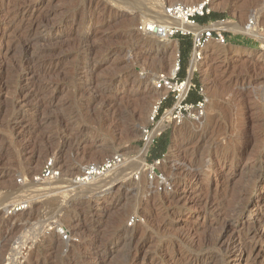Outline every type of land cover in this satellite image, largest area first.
I'll list each match as a JSON object with an SVG mask.
<instances>
[{
    "label": "rangeland",
    "instance_id": "1",
    "mask_svg": "<svg viewBox=\"0 0 264 264\" xmlns=\"http://www.w3.org/2000/svg\"><path fill=\"white\" fill-rule=\"evenodd\" d=\"M24 3L33 10L25 16L16 12ZM173 3L189 2L0 0V264H98L99 245L101 264H264V217L256 218L264 212V43L255 37L207 45L192 73L193 97L201 89L208 98L205 115L160 124L156 140L167 146L157 165L145 148L143 171L132 167L103 193L74 182L87 164L113 155L131 163L144 148L160 97L153 83L172 74L180 43L135 27ZM207 7L242 26L254 17L264 37V0ZM35 21L44 28L33 36L50 39L22 51V31ZM47 160L59 177L35 181ZM152 165L161 190L148 180Z\"/></svg>",
    "mask_w": 264,
    "mask_h": 264
},
{
    "label": "built area",
    "instance_id": "2",
    "mask_svg": "<svg viewBox=\"0 0 264 264\" xmlns=\"http://www.w3.org/2000/svg\"><path fill=\"white\" fill-rule=\"evenodd\" d=\"M208 0H204L201 4L186 5L183 3L168 4L164 7V14L173 21H178L183 24L195 27L197 30H185L182 27L174 24L161 25L154 21H143L135 27V32L142 36H154L163 41H169L174 38L182 37L190 40L189 52V70L187 76L180 77L181 73V57L177 50L175 54L173 73L170 75L160 73L153 83V90L160 92L159 100L153 106L151 116L149 118L150 125L142 129L141 141L146 148V152L154 145L157 136L161 131L156 129L160 126L171 124H181L185 119L192 121H200L206 112L208 98L202 94L200 89L198 93L199 99L194 103H189L188 98L194 88L192 73H195L197 66L202 63L204 50L207 45L214 42L219 45H226L235 36L249 37L251 35L243 32H235L225 28L224 26L230 23H235L232 20L221 18L215 21H210L206 25H200L199 18L210 14L207 7ZM236 24V23H235ZM256 24L254 17H251L243 25L245 31H250ZM253 37V36H251ZM194 65L193 71L190 73V67ZM171 100V107L162 111V105ZM162 115L161 120L158 121ZM162 130V129H161ZM143 148V149H144ZM124 159L120 155H113L105 159L101 163H91L83 166L80 174L75 177L74 182L78 185H87L93 182L96 178L103 176L108 171L113 170L123 163ZM157 159L155 164L159 163ZM153 162V163H154ZM146 165V164H145ZM144 165V166H145ZM59 170L55 167L51 160H47L35 181L38 180H53L59 177ZM148 180L156 181V187L164 184L161 176H158L157 171L152 165L148 171ZM63 239H66L64 232H59Z\"/></svg>",
    "mask_w": 264,
    "mask_h": 264
},
{
    "label": "bare ground",
    "instance_id": "3",
    "mask_svg": "<svg viewBox=\"0 0 264 264\" xmlns=\"http://www.w3.org/2000/svg\"><path fill=\"white\" fill-rule=\"evenodd\" d=\"M189 3H188V5H195V4H199L198 2V0H187ZM28 6H26L25 5V3H24V5H20L19 7H18V9L16 10V12H17V14H18V12L20 13V14H22V15H26V14H28L29 12H32L33 10H31L30 8H27ZM154 16H157V18H158V20L156 21L158 24H161V25H167V24H174V25H176V26H179V27H182L183 29H185V30H197L195 27H190L189 25H186V24H183V23H181V22H178V21H173V20H170L165 14H164V11H163V9H162V11L160 10V8H155L154 10ZM16 14V13H15ZM153 14V13H152ZM29 15V14H28ZM118 17V16H117ZM125 18V17H124ZM116 22V24H120V27L121 26H125L126 24V20L125 19H123V16H121V18L119 19V17L117 18V21H115ZM128 22V21H127ZM43 25V24H42ZM127 26V25H126ZM225 28H227V29H229V30H232V31H235V32H243V33H247V34H249V35H251V36H253V37H255V38H257V39H259V40H261L263 43H264V37H263V35L262 34H260L259 32H257V28L256 27H253V29L252 30H250V31H245V29H244V27L242 26V25H238V24H235V23H228L227 25H225L224 26ZM44 27H42L41 26V23L40 22H38V21H35V22H32L31 23V25L27 28V29H25L24 31H22V36H23V38H24V41H17L18 43H20L21 45H23L22 46V51H26V49H28V46H29V44H30V42H33V41H37V42H47V41H49V39H50V37L49 36H44V37H38V38H36V37H34L33 35H34V33H36V31L38 30V29H43ZM123 28H126V27H123ZM49 34V33H48ZM50 34H51V32H50ZM52 35V34H51ZM70 36V35H69ZM152 38H155L154 36H151ZM150 37V38H151ZM67 38H69L68 36H67ZM53 49V48H52ZM55 49V48H54ZM53 49V50H54ZM51 52V51H50ZM49 52V53H50ZM53 55V54H52ZM157 60V59H156ZM201 65H202V63H201ZM194 65H191V68H190V73L193 71V69H194ZM90 72H92L93 73V71H90ZM171 73H173V69L171 70ZM93 75V74H92ZM155 93H157V95L158 96H160V95H162L160 92H155ZM122 96V95H121ZM123 99V100H125L126 98L128 99L129 98V96H127V95H123L122 97H120V99ZM139 98V97H138ZM118 99V101H117V103L118 104H120L121 102L119 101L120 99L119 98H117ZM113 100V99H112ZM159 100V99H158ZM111 101V100H110ZM116 101V100H115ZM112 103V102H111ZM111 103H109V104H111ZM108 105V104H107ZM116 105V104H115ZM119 107V106H118ZM108 113V112H107ZM144 154H145V148L144 149H142V150H140L139 151V153H138V156L137 157H135V159H133L132 161H131V163L129 162H126L125 160V163H122L121 165H119L118 167H116V168H114L113 170H110V171H108V173H107V175H105V176H103V177H99V178H97V179H95L93 182H91L90 184H88V190H98V192H101V193H103V192H105L106 190H108V187L110 186V184L114 181V180H116L119 176H121V175H127L128 173H129V170L131 171V169H132V167L134 168V166H136V167H138V169L140 168L141 170L142 169H144V165H145V161H144V158H143V156H144ZM187 159V158H186ZM38 161V160H37ZM191 163V162H190ZM182 164V163H181ZM192 165V164H191ZM188 167H190V166H188ZM181 168V167H180ZM83 169V168H82ZM195 169V168H194ZM143 171V170H142ZM145 171V170H144ZM189 172V171H188ZM185 173V172H184ZM187 173V172H186ZM189 176H192L193 178H195V173L194 172H192V173H190V174H188ZM142 176V175H141ZM116 177V178H115ZM143 177V176H142ZM141 181H142V179H141ZM140 182V181H139ZM143 182V181H142ZM141 182V183H142ZM48 183V182H47ZM50 183V182H49ZM66 183V182H65ZM141 183H139V184H141ZM51 184V186H47V189H54V188H56V185L57 184H55V183H53V185H52V183H50ZM62 184H64V182H62ZM61 184V185H62ZM136 184V183H135ZM138 184V183H137ZM138 184V185H139ZM31 185H33V184H31ZM178 185V184H177ZM34 186V185H33ZM42 186V185H41ZM40 186V187H41ZM45 186V187H46ZM137 186V185H136ZM44 186H42L41 188H43ZM59 187V186H58ZM57 187V188H58ZM61 187V186H60ZM138 188H139V186H137ZM137 188V189H138ZM44 190H45V188H43ZM142 189V188H141ZM171 197V196H170ZM118 198V197H117ZM176 198H178V196H175L174 197V199H176ZM167 199V198H166ZM172 201H173V198H172ZM22 209H16L15 211H21ZM104 210V209H103ZM105 213V212H104ZM16 214V213H15ZM95 214V213H94ZM100 214H103V213H100ZM99 214V215H100ZM18 215V214H17ZM17 215H15V217L17 216ZM96 216V215H95ZM17 217H19V216H17ZM262 217H264V212H257V219H261ZM101 218V217H100ZM10 219V218H9ZM12 219H13V217H12ZM90 220H91V218H89ZM99 219V218H98ZM256 219V220H257ZM97 220V219H96ZM9 221V220H8ZM90 222V221H89ZM94 222V221H93ZM85 226V225H84ZM83 226V227H84ZM82 227V228H83ZM77 229V228H76ZM90 229V228H89ZM78 230V229H77ZM85 231V230H84ZM226 231V230H225ZM101 233V232H100ZM91 235V234H90ZM101 236V235H100ZM94 238H91V236L89 237V239L91 238V239H95L96 241L98 240L99 241V236H98V234L97 235H95V236H93ZM57 238V237H56ZM103 238V237H102ZM102 238H100V239H102ZM54 239V238H53ZM124 240V239H123ZM122 240V241H123ZM129 240V239H128ZM49 241V240H48ZM57 241V240H56ZM60 241V240H59ZM89 241V240H88ZM103 241V240H102ZM102 241H100L101 243H102ZM125 241H127V240H125ZM92 242V241H91ZM132 242V241H131ZM234 242V241H233ZM54 243V242H53ZM61 243V242H60ZM87 243V242H86ZM99 243V242H98ZM122 243V242H121ZM126 243V242H125ZM125 243H123V244H125ZM55 244V243H54ZM53 244V245H54ZM58 244H59V242H58ZM52 245V244H51ZM102 245V244H101ZM4 247H5V245H3ZM50 246V245H49ZM57 245H55V247H56ZM59 246V245H58ZM58 246H57V248H58ZM126 246H129V244H127ZM50 247H52V246H50ZM3 248V247H2ZM6 248V247H5ZM94 248H96V246L94 247ZM103 247H101L100 245L99 246H97V248L95 249V251L93 252V254H92V256L94 257V259H95V261H96V263H98V264H101L102 263V258H101V255H102V253L104 252V250L102 249ZM12 249V248H11ZM49 249V248H48ZM5 250V249H4ZM24 250V249H23ZM51 250H53V248L51 249ZM56 251H57V249H55ZM59 250V249H58ZM50 251V250H49ZM108 252V251H107ZM1 256H3V255H1ZM5 256V255H4ZM139 257V256H138ZM137 256H132L131 258H130V254H128V257L127 258H129L130 260H132V261H134L135 260V258L137 259L138 258ZM1 259H2V257H1ZM188 261V260H187ZM3 262V261H2ZM1 263V262H0ZM69 263V262H68ZM70 264V263H69ZM72 264H73V262H72Z\"/></svg>",
    "mask_w": 264,
    "mask_h": 264
},
{
    "label": "trees",
    "instance_id": "4",
    "mask_svg": "<svg viewBox=\"0 0 264 264\" xmlns=\"http://www.w3.org/2000/svg\"><path fill=\"white\" fill-rule=\"evenodd\" d=\"M221 19L219 16L215 14H209L208 16L202 17L198 19V22L200 25H206L210 21H215ZM180 43V57H181V78H184L185 74V65L187 62V59L189 58V52H190V40L188 38H182L178 37L177 38ZM233 43H237L238 41L235 40L234 38L230 40ZM240 43V42H239ZM193 81L196 82V78H193ZM195 96L193 97L192 91L189 95L188 102L189 103H194L199 99V96L197 94H194ZM171 101V100H170ZM171 105V104H170ZM167 146V138L165 139H157L155 141L154 146L150 148L151 151V159L157 160L159 159L162 155Z\"/></svg>",
    "mask_w": 264,
    "mask_h": 264
}]
</instances>
